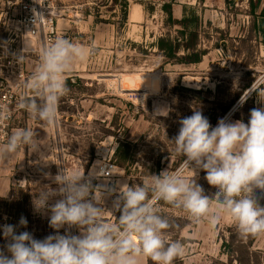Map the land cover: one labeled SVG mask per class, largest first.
<instances>
[{"label":"rangeland","instance_id":"obj_1","mask_svg":"<svg viewBox=\"0 0 264 264\" xmlns=\"http://www.w3.org/2000/svg\"><path fill=\"white\" fill-rule=\"evenodd\" d=\"M16 1L0 0V90L21 84L9 125H0V149L17 129L32 130L39 147L21 146L10 157H0V225H19L23 216L27 227H17V232L29 231L36 239L54 234L47 217L34 212L32 199L55 187L52 175L59 169L91 175V195L109 223H118L112 202L123 188L143 185L166 169L196 180L206 195L216 192L204 171L195 175L185 166L172 139L179 121L194 110L215 127L220 118L247 123L250 111L264 106V33L257 27L264 0H67L70 9L59 21L61 37L89 54L65 74L69 91L59 101L54 124L19 107L22 97L33 95L24 85L40 63V44L25 38L17 25ZM166 2L173 3L176 18L199 17V48L205 51L201 62H168L159 51V37L180 36L181 26L166 22ZM135 6L140 18L132 21ZM29 50L35 52L26 54ZM23 54L28 57L25 80L19 81L8 62ZM109 162L118 166L115 177L102 174ZM256 194L264 206V196L259 190ZM155 207L169 221L168 241L184 247L183 257L173 264H241L234 259L235 250L245 252L247 247L264 264V234L241 236L227 214L211 226L207 218L194 223L186 211L163 201ZM215 207L213 197V211ZM5 243L0 232V247ZM139 264L152 261L141 257Z\"/></svg>","mask_w":264,"mask_h":264},{"label":"clouds","instance_id":"obj_2","mask_svg":"<svg viewBox=\"0 0 264 264\" xmlns=\"http://www.w3.org/2000/svg\"><path fill=\"white\" fill-rule=\"evenodd\" d=\"M88 54L64 37L45 46L24 85L33 95L22 97L19 107L34 119L54 124L59 101L69 91L65 74ZM179 123L172 139L175 151L195 175L206 173L207 183L216 189L212 196L196 180L166 169L143 185L123 188L112 202L118 223H109L104 208L91 195V175L59 169L52 175L55 187L32 199L34 212L47 217L55 233L36 239L29 231L17 232V227H27L23 216L19 225H0L6 241L0 247V264H139L141 257L152 264H173L183 257L184 247L168 241L165 230L170 224L158 214L159 201L183 209L194 223L207 218L215 226L227 214L241 236L264 234V206L256 194L259 190L264 196V106L253 108L247 123L220 118L213 127L200 110ZM21 146L38 149L32 130L13 132L0 157H10Z\"/></svg>","mask_w":264,"mask_h":264},{"label":"built area","instance_id":"obj_3","mask_svg":"<svg viewBox=\"0 0 264 264\" xmlns=\"http://www.w3.org/2000/svg\"><path fill=\"white\" fill-rule=\"evenodd\" d=\"M16 3L19 9L17 25L24 32L25 38L39 42L40 49L37 56L40 58L43 48L61 37L59 21L65 18L70 4L67 0H17ZM32 52L34 53L35 50L25 53ZM26 56L23 54L16 61L12 59L8 62L9 66L16 68L17 71L13 72H16L19 81L25 80L24 61L28 59ZM19 86H21L20 83L7 84L0 90V125L2 128H6L13 117V106L18 101ZM117 169L118 166L115 163L109 162L103 167L102 174L104 177H115Z\"/></svg>","mask_w":264,"mask_h":264},{"label":"trees","instance_id":"obj_4","mask_svg":"<svg viewBox=\"0 0 264 264\" xmlns=\"http://www.w3.org/2000/svg\"><path fill=\"white\" fill-rule=\"evenodd\" d=\"M162 9L167 14V24L171 26L179 25L181 29L179 30L180 36L172 37L170 35L161 36L157 40V47L162 53L164 58L168 62L178 63L182 65H190L201 62L203 55L205 54L204 50L199 48V17L197 15L184 16L179 19L176 18L173 14V3L166 2L163 4ZM127 16V7L124 9V17ZM257 16L264 17V9ZM180 49H183L185 52L180 54ZM116 154V153H115ZM26 199H30V194H26ZM234 243V240L232 241ZM229 243H224V246H231ZM251 245V244H250ZM242 247V245H241ZM236 251V259L241 264H261L258 257V252H255L247 247V251L239 252Z\"/></svg>","mask_w":264,"mask_h":264},{"label":"bare ground","instance_id":"obj_5","mask_svg":"<svg viewBox=\"0 0 264 264\" xmlns=\"http://www.w3.org/2000/svg\"><path fill=\"white\" fill-rule=\"evenodd\" d=\"M140 18V10L137 8V6L133 7L129 19L132 21H137Z\"/></svg>","mask_w":264,"mask_h":264},{"label":"crops","instance_id":"obj_6","mask_svg":"<svg viewBox=\"0 0 264 264\" xmlns=\"http://www.w3.org/2000/svg\"><path fill=\"white\" fill-rule=\"evenodd\" d=\"M257 27L264 33V17L258 16Z\"/></svg>","mask_w":264,"mask_h":264}]
</instances>
